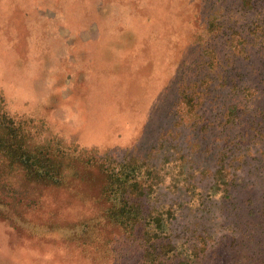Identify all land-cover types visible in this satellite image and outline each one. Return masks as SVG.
Returning a JSON list of instances; mask_svg holds the SVG:
<instances>
[{"label":"rangeland","instance_id":"rangeland-1","mask_svg":"<svg viewBox=\"0 0 264 264\" xmlns=\"http://www.w3.org/2000/svg\"><path fill=\"white\" fill-rule=\"evenodd\" d=\"M234 46L245 56L232 58ZM205 73L215 83L224 73L239 77V89L251 92L215 87L203 106L214 125L230 103L248 111L224 131L225 142L241 141L257 121L264 129V0L252 10L241 0H0V105L34 143L69 154L61 186L0 171V264H141L140 243L103 218V173L83 162L145 158L170 142L187 152L179 87ZM220 132L199 134L209 151L199 164L213 171L222 147L245 154L242 183L223 203L181 210L172 236L203 249L198 264H264V229L252 228V241L248 227L252 212L264 211V193L254 194L263 186L254 153L262 146H230ZM194 183L205 192L211 179L201 173ZM161 191L160 203L182 199Z\"/></svg>","mask_w":264,"mask_h":264},{"label":"trees","instance_id":"trees-1","mask_svg":"<svg viewBox=\"0 0 264 264\" xmlns=\"http://www.w3.org/2000/svg\"><path fill=\"white\" fill-rule=\"evenodd\" d=\"M241 6L244 10H252L254 0H241ZM209 27L216 30L212 24ZM233 36H235L233 42L239 43L237 35ZM238 48L234 46L236 52L229 51L232 58L245 56V52ZM204 63L207 66L208 62ZM223 75H220L219 81L215 83L214 78L205 73L203 77L194 81L183 80L179 87L181 107L177 115L182 126L191 131L187 152L184 153V148L179 142L175 144L170 142L159 144L153 149V155L145 158L130 157L116 160L105 155L101 158L93 156L83 162L85 165L97 167L103 173L101 197L106 205L103 218L121 228L128 241L140 243L143 248L141 264H198L203 249L188 246L186 243H176L172 236V222L183 209H199L214 200L223 203L233 196V191L238 190L237 187L242 183V176H238L237 171L244 169L245 154L234 155L231 148L227 152V149L222 147L213 156L212 160L216 158L213 171L199 164L200 158L209 154L207 149L202 148L199 134H206L209 129L221 128L219 139L225 142L228 136L224 131H228L230 125L241 121L244 114L248 115V111L243 107L230 103L223 107L219 124L214 125L201 112L215 87L218 91L227 90V95L251 96L248 87L239 89L241 84L239 77H228L225 73ZM257 90L256 88L253 92ZM259 125H261L259 121L253 123L241 141L233 145L225 143L236 147L244 143L252 149L261 145L262 149L258 148L254 153L259 155L257 170L263 171L264 129L262 126L257 128ZM192 149H196L195 152L191 151ZM176 155L179 157L176 158ZM68 160V152L57 144L34 143L28 126L10 116L0 105L1 172L17 169L27 181L61 186L65 184L64 172ZM201 173L211 179V185L205 192L194 183L196 175ZM167 176H170V182L166 184ZM260 184L263 186L254 191V194L264 193V176ZM161 190L178 195L182 199L160 203ZM251 215L254 217V223L248 227L249 237L253 241L257 237L251 234L252 228L259 232L264 229V211L252 212Z\"/></svg>","mask_w":264,"mask_h":264}]
</instances>
